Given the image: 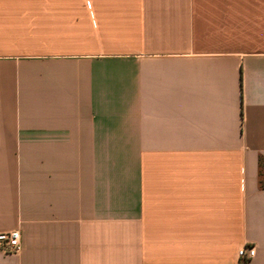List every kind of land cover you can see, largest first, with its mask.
<instances>
[{
	"label": "crops",
	"instance_id": "crops-1",
	"mask_svg": "<svg viewBox=\"0 0 264 264\" xmlns=\"http://www.w3.org/2000/svg\"><path fill=\"white\" fill-rule=\"evenodd\" d=\"M260 157L264 0H0V264H264Z\"/></svg>",
	"mask_w": 264,
	"mask_h": 264
},
{
	"label": "built area",
	"instance_id": "built-area-1",
	"mask_svg": "<svg viewBox=\"0 0 264 264\" xmlns=\"http://www.w3.org/2000/svg\"><path fill=\"white\" fill-rule=\"evenodd\" d=\"M20 249L21 237L19 231H12L0 235V254H16ZM237 255L242 262H246L254 257L255 249L252 247H243L238 251Z\"/></svg>",
	"mask_w": 264,
	"mask_h": 264
},
{
	"label": "rangeland",
	"instance_id": "rangeland-1",
	"mask_svg": "<svg viewBox=\"0 0 264 264\" xmlns=\"http://www.w3.org/2000/svg\"><path fill=\"white\" fill-rule=\"evenodd\" d=\"M228 36L227 41L231 48L234 49H249L250 45V20L242 21H227Z\"/></svg>",
	"mask_w": 264,
	"mask_h": 264
},
{
	"label": "trees",
	"instance_id": "trees-1",
	"mask_svg": "<svg viewBox=\"0 0 264 264\" xmlns=\"http://www.w3.org/2000/svg\"><path fill=\"white\" fill-rule=\"evenodd\" d=\"M258 183L260 188L264 189V158H259L258 160ZM242 264H245L244 262H242Z\"/></svg>",
	"mask_w": 264,
	"mask_h": 264
}]
</instances>
